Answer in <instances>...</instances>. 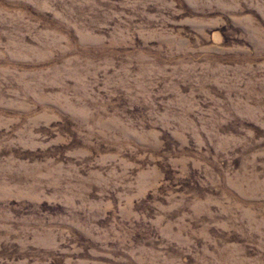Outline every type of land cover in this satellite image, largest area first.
Instances as JSON below:
<instances>
[{
  "label": "rangeland",
  "instance_id": "obj_1",
  "mask_svg": "<svg viewBox=\"0 0 264 264\" xmlns=\"http://www.w3.org/2000/svg\"><path fill=\"white\" fill-rule=\"evenodd\" d=\"M0 264H264V0H0Z\"/></svg>",
  "mask_w": 264,
  "mask_h": 264
}]
</instances>
